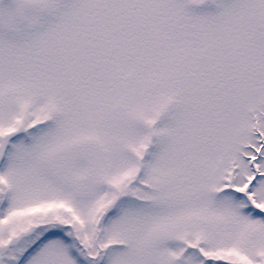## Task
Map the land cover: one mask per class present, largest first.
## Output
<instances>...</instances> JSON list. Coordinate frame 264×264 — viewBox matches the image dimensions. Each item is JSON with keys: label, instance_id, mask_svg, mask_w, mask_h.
<instances>
[{"label": "snow or ice", "instance_id": "snow-or-ice-1", "mask_svg": "<svg viewBox=\"0 0 264 264\" xmlns=\"http://www.w3.org/2000/svg\"><path fill=\"white\" fill-rule=\"evenodd\" d=\"M0 264H264V0H0Z\"/></svg>", "mask_w": 264, "mask_h": 264}]
</instances>
